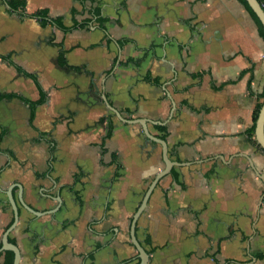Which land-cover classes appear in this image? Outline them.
Here are the masks:
<instances>
[{"label":"crops","instance_id":"0c3cea01","mask_svg":"<svg viewBox=\"0 0 264 264\" xmlns=\"http://www.w3.org/2000/svg\"><path fill=\"white\" fill-rule=\"evenodd\" d=\"M23 1L19 10L0 0V92L40 97L17 65L47 98L33 120L28 103L0 101V245L14 185L9 238L20 264H138L131 220L165 162L161 144L106 97L125 118L149 119L155 136L167 128L175 165L136 227L147 264H264V149L248 136L264 91V38L244 4ZM41 9L46 24L29 16ZM62 55L80 70L60 65ZM17 183L39 213L21 204Z\"/></svg>","mask_w":264,"mask_h":264},{"label":"water","instance_id":"95a60500","mask_svg":"<svg viewBox=\"0 0 264 264\" xmlns=\"http://www.w3.org/2000/svg\"><path fill=\"white\" fill-rule=\"evenodd\" d=\"M247 2L251 6V8L254 10V12L257 14V16L259 17V19L261 20V22L264 26V8L262 7L259 0H247ZM104 100L106 101V104L109 107V109L111 111H113L118 116V118L120 120L125 121V122H129V123H139L142 126L143 133L146 135V137L152 141L160 143L161 147H162V155H163V159L165 162V167L159 173L156 174L155 178L153 179V181L149 185L139 207L137 208V210L133 214V217L131 220V225H130L131 241L139 253V260L140 261L138 264H147L149 259H150V256L137 237V234H136L137 221H138L140 215L142 214V212L144 211V209L146 208L149 197H150L154 187L156 186L157 182L160 180V178H162L163 176H165L166 174H168L171 171L172 167L175 165V162L172 161V159L169 157L168 143H167L166 139L160 138V137L155 136L154 134L151 133V131L149 129V125H148V123L150 122L149 119H147V118L127 119L122 115V113L117 108H115L112 104H110L108 102L106 97H104ZM153 122L157 123L156 121H153ZM255 137H256L258 143L260 144V146L264 149V100H263L262 106L260 108L258 118L256 120ZM17 185L20 187V196L19 197H20L21 204L24 205L27 209H29L33 213H36V214L39 213L24 201L23 196H22V185H20L18 183H17ZM13 186L14 185H12L6 192L8 195L9 202H10L12 209H13L14 221L5 230V232L3 234L2 246L0 248V252H4L7 250L13 251L14 255H15L13 264H20V259H21L20 249L15 243H13L9 240V233L15 228V226L18 222V219H19V206H18V203H17L16 198H15L14 193H13ZM58 200L60 201L61 198L58 197Z\"/></svg>","mask_w":264,"mask_h":264},{"label":"trees","instance_id":"16d2710c","mask_svg":"<svg viewBox=\"0 0 264 264\" xmlns=\"http://www.w3.org/2000/svg\"><path fill=\"white\" fill-rule=\"evenodd\" d=\"M244 6L246 7V9L249 11V13L252 15L253 19L255 20L256 24L258 25V29L259 32L261 34V36L264 38V26L261 22V20L259 19V17L257 16V14L254 12V10L251 8V6L249 5V3L247 2V0H240ZM8 4L13 8V9H19V10H24L25 9V3L23 0H7ZM259 2L261 3L262 7L264 8V0H259ZM29 16L36 18L38 20H40L41 23H48V19H47V13L46 10H37L36 12H33L31 14H29ZM54 23L56 25H58L59 27L68 30L69 28H73V27H81L82 24L79 25V23H74L73 26L68 27L66 25H64L61 21V19H55ZM60 65L64 66L66 69L69 70H75V71H79V67L76 66H72L70 64H68V62L66 61V59L64 58V56L62 55L60 57V61H59ZM17 67V69L21 72H23L26 76L32 78L35 83L38 86V89L40 91V97L36 100H32L30 98H27L23 95H19L17 93H2L0 92V101L5 99V98H13V97H17L19 99H21L22 101L28 103L31 107V120H33L34 118V114H35V108L37 105L42 104L43 102L46 101L47 98V94L46 92L43 90V88L41 87V85L39 84L38 80H37V76L35 73H30L27 72L25 70H23L21 67L15 65ZM264 100V91L262 94V101L258 102L256 105V108L254 110V114H253V124L250 127V129L248 130V136L250 138V140L260 149L263 150V148L259 145L258 141L256 140L255 137V128H256V120L258 118V114L260 111V108L262 106ZM157 128L160 130L161 134L159 135L160 138L166 139L167 137V128L164 125H158ZM112 131H113V124L111 121H109V127H108V131L106 136L104 137V139L109 138L110 136H112ZM3 132L0 134V141L1 138L3 137ZM11 242H14L13 238H9ZM2 245H0L1 248ZM150 253V252H149ZM4 256L2 260H0V264H13L14 262V252L11 250H7L4 252H0V256ZM261 256V255H260ZM140 260H138L139 263Z\"/></svg>","mask_w":264,"mask_h":264}]
</instances>
